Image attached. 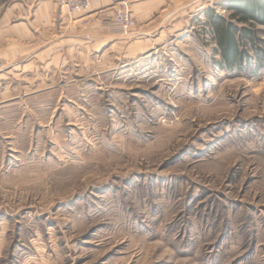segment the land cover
I'll use <instances>...</instances> for the list:
<instances>
[{"label": "rangeland", "instance_id": "obj_1", "mask_svg": "<svg viewBox=\"0 0 264 264\" xmlns=\"http://www.w3.org/2000/svg\"><path fill=\"white\" fill-rule=\"evenodd\" d=\"M226 1L143 37L107 15L106 60L65 45L57 90L0 86V264H264V70L217 63Z\"/></svg>", "mask_w": 264, "mask_h": 264}, {"label": "crops", "instance_id": "obj_2", "mask_svg": "<svg viewBox=\"0 0 264 264\" xmlns=\"http://www.w3.org/2000/svg\"><path fill=\"white\" fill-rule=\"evenodd\" d=\"M184 2H133V15L142 25V31H138L137 26L134 29L138 37L151 35L152 29L163 25L162 22H155L156 18L151 19L150 14L162 15L169 7ZM114 13L110 0L94 1L85 14L70 12L56 0H12L3 3L0 12V86L4 85L5 89L21 87L25 91L57 90L62 85L56 78L58 74H63L61 70L59 73V68L64 67L61 55L65 45L76 49V56L72 54L76 59L80 58L81 43H86L90 47V59L94 61L96 53L102 51L106 60V51L103 50L107 48V15L113 17ZM85 18L89 20L86 24L83 22ZM112 24L118 30L114 17Z\"/></svg>", "mask_w": 264, "mask_h": 264}, {"label": "trees", "instance_id": "obj_3", "mask_svg": "<svg viewBox=\"0 0 264 264\" xmlns=\"http://www.w3.org/2000/svg\"><path fill=\"white\" fill-rule=\"evenodd\" d=\"M228 16L209 8L205 14L208 31L220 55L217 63L229 71L264 70V0H227Z\"/></svg>", "mask_w": 264, "mask_h": 264}, {"label": "built area", "instance_id": "obj_4", "mask_svg": "<svg viewBox=\"0 0 264 264\" xmlns=\"http://www.w3.org/2000/svg\"><path fill=\"white\" fill-rule=\"evenodd\" d=\"M70 12L85 14L96 0H56ZM115 8L114 21L123 32H128L134 25L132 4L136 0H110Z\"/></svg>", "mask_w": 264, "mask_h": 264}]
</instances>
